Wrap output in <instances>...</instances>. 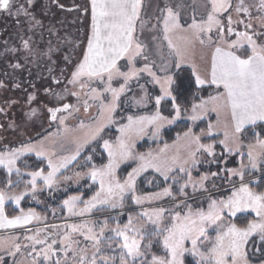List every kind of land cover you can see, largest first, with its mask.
<instances>
[{
	"label": "snow or ice",
	"instance_id": "1",
	"mask_svg": "<svg viewBox=\"0 0 264 264\" xmlns=\"http://www.w3.org/2000/svg\"><path fill=\"white\" fill-rule=\"evenodd\" d=\"M208 2L210 10L206 12V19L197 21L193 18L186 28L181 25L178 12H175L171 7L162 9L161 11L165 13L162 17L163 39L167 41L168 47L176 52L178 59L174 67L179 69L184 63V56L181 49L173 43L170 34L177 31L190 33L192 39L201 45H205L204 37H207L208 45L213 47L211 69L209 78H205L193 66L192 75L196 88L199 89L206 83L215 85L217 88L222 86L224 91L210 97L209 100L213 103L219 102L218 107H214L213 111H218V108L230 110L234 127L231 136L233 144L238 148L240 136L251 126L253 135L256 137V144L264 149V138H261L264 135V43L257 42L258 39L264 37V33L251 31L252 24L242 18L243 14L251 19V8L256 7L262 14L257 18L264 21V0H258V3L254 5L246 4L245 0H237L235 6L232 0H208ZM53 5L59 10L77 13V20L82 27L84 21H88L86 31H82V38L77 37L69 40L66 37H61L59 29L54 25L46 27L45 19L52 11ZM142 7L143 0H83L82 3H74L71 7H66L61 0H0V13L16 18L19 29L20 46L5 49L16 58V62L9 63L8 66L14 70H22L26 64H36L41 58H46L47 71L54 84L60 85L63 80H66L67 84L78 85L81 90L88 89L84 94L89 99L99 100L101 116L106 114L105 120L98 122L97 126L91 130V139L94 140L100 136L107 124L114 123L113 114L120 106L121 96L132 90L133 82L144 92V95L139 99L133 98L137 105L145 104L148 101L147 83L160 87L161 94L154 98L156 106L154 115L139 117L129 115L127 124L122 125L119 129L121 136L115 145L108 140H103V148L108 154V163L101 168L93 167L88 173L94 182L99 181V191L90 200L84 201L85 206L79 210L76 205L81 200L80 196H72L64 200L63 205L70 215H83L96 208L97 205H109L111 208L122 206L124 193H135L137 177L148 168L155 169L165 180L169 179V173L173 171L171 165L166 161H161L159 157L153 156L152 153H148L147 156L134 157L131 151L133 136L142 135L146 126L154 125L158 129L161 122L172 123L173 120L180 118L181 107L177 98L184 87L183 82L179 80L176 73L170 70L168 65L162 64L159 67V72L163 75H158L157 71L153 70L155 62L149 63L148 57L144 55L145 45L137 36L138 23L141 30L145 23L141 20ZM225 13L228 15L225 16ZM233 13L237 17L235 20ZM21 17L23 19H20ZM58 23L62 24V21H58ZM234 24H243L244 31H238L233 27ZM214 30L215 40L212 36ZM232 36H235V39H228ZM53 38L55 43H53ZM43 45H46V49ZM245 46L250 48L251 54H237V50L244 49ZM77 49H80L78 54ZM141 56L145 63L142 67H137V58ZM57 59H62L64 67L60 68L58 76H54L52 75L53 66L59 67ZM122 60L125 61L124 64H121ZM144 74L150 80L139 83ZM4 75L8 76L9 74L5 72ZM29 75H31V71H29ZM27 83L33 92H27L20 82L14 83L13 87L22 89L27 94V103L31 104L37 101V94L40 90L32 81H27ZM93 84L98 86L93 87ZM114 84L118 86H114ZM7 88L8 84L5 80H0V89ZM64 91L68 92L69 90L65 87ZM43 93L62 99L61 94L55 93L50 86L43 88ZM105 94H109L111 97L107 103L103 99ZM70 95L79 98L80 92L71 91ZM165 99L171 101V107L175 113L172 119L163 116L160 112L161 102ZM208 102L202 100L199 104L194 103L191 108L192 115L189 118L193 121L199 119L200 113L206 111ZM6 103L11 106L19 101L12 100L6 101ZM83 104L84 110L87 111L88 100H84ZM43 107L50 120L58 121L60 125L65 124L68 116L72 114L70 109L73 108L67 103L56 107H49L45 104ZM4 111L5 109L0 107V113ZM61 113L68 115H61ZM36 114L37 109L33 108L27 115L31 118ZM14 125L15 122H12L9 127H14ZM257 126L261 127L259 133L255 131ZM81 127L84 125L81 124ZM212 127L209 124V135H211ZM64 130L68 131L67 128ZM224 135L225 139L220 143L225 152L231 154L235 149L228 142L229 133L225 132ZM184 137H191L195 148L190 150L189 160H185L179 166V172L185 173L188 178L187 182L179 189L181 195H187L185 188L189 183L194 191H208L206 182L211 178L219 177L220 172L223 171H226L229 176H239L241 181L239 188L233 190L226 199H212L207 212L203 210L193 212L190 207L184 215H181L179 211L175 212L171 215L170 225L164 227H161V223L165 218V213L169 210L163 207L144 210L137 217L129 215L127 223L121 225L117 222L115 227L109 229L114 235L108 237L104 236L105 229L109 228L107 221L100 227L99 233L87 225L72 224L68 226L71 232L87 228V233L81 231V234L93 242L95 249L90 258L86 254L87 250L81 249L76 254L78 259L75 264H185V257L189 255L196 258L195 264H252L247 251L250 239L259 235L260 242L264 243V192L253 191L248 183L243 182V170L247 167L243 163L239 169L222 168L219 172L210 171L201 175L198 180H194L190 168H186L184 165L189 162L192 167L198 165L200 161L196 158L197 153L204 152L208 157H211L212 159L208 161L210 164H219L223 154L218 158L215 145L201 143V137L193 135L191 129L184 133ZM252 147L249 145V162L252 169H258V158L253 154ZM33 152L37 157H47L50 169L47 174L43 169L27 173L31 177L28 182L30 190L35 193L37 179H42L44 185L51 188L56 183L59 170L66 167L71 160L76 159L79 148L76 155L63 158L59 163L53 162L43 147V141L38 144H23L21 147L0 151V166L6 169L8 174L6 187L13 186L14 182L11 179L13 172L18 177L22 175L20 167L17 166L20 158ZM132 158L139 159L140 164L137 168H133L128 173L127 179L121 183L116 178V169L121 162ZM88 159L91 160V157ZM172 163L175 164L176 161L173 160ZM80 175L79 172L76 173V176ZM65 179H70V177H65ZM26 195H28L27 189L13 195L0 190V228L22 227L34 219H40V216L32 210L24 212L23 209H20V215L11 218L5 214L6 200H13L16 205H19ZM171 195V189L164 188L162 193H156L147 198L133 195V202L139 205L145 199H159L162 196ZM249 211L255 214L256 219L248 221L246 226L240 227L235 223L223 224L225 214L229 217H236L237 213ZM141 220L151 223L154 226L153 230L148 231L145 223H139ZM209 226H216V238L214 241L207 242V245L210 246H205L201 238L206 235V229ZM101 238L108 241L109 249L113 247V243L116 244L119 249L118 257L102 254ZM26 239L32 242V251L36 253L33 257V264H39L41 256L47 264H62L60 259L53 260L58 251L54 247L57 241L52 240L51 243H48L47 237L39 238V230L35 235L28 236ZM60 243L64 245L61 250L67 258L68 252L72 250L71 245L74 243L70 233H66ZM156 244L162 245L164 255H157L152 251ZM36 245H44V247L37 250ZM14 247L17 252L20 250L19 244H15ZM256 251L264 253V249L257 248ZM12 254L14 255V253ZM0 264H5L2 257H0ZM259 264H264V258L259 260Z\"/></svg>",
	"mask_w": 264,
	"mask_h": 264
},
{
	"label": "rangeland",
	"instance_id": "2",
	"mask_svg": "<svg viewBox=\"0 0 264 264\" xmlns=\"http://www.w3.org/2000/svg\"><path fill=\"white\" fill-rule=\"evenodd\" d=\"M173 2L175 4H179V6L175 5ZM186 2H188V0H182L181 2L179 0H143V7L141 10V20L144 21L145 23L142 30L138 23L137 36L139 37L141 42L145 45L144 55L148 57V62L149 63L153 61L155 62V67L153 70L157 71L158 75H163V73L159 72V67L162 64L168 65L172 72L176 71L174 65L178 59L176 52L173 49H170L168 47L167 41L163 39L164 33H163L162 17L165 13L162 12L161 10L164 9L165 7H171L175 12H178L180 16V23L185 28L187 27L188 24L192 22L193 18H195L197 21L201 19H206V12L210 10V5L208 0H202V2L201 1L199 2L198 0H194L193 6L188 5V8L187 7L182 8L180 4ZM232 3L235 6L237 0H232ZM245 3L249 5H254L258 3V0H245ZM77 15H78L77 13H74L72 15H69L67 13H62L60 14V17L58 19V21H62V24L58 23L57 25L56 22L53 23L51 21L52 23L50 22V24L48 25L45 24V25L46 27H50L54 25L57 29H59V35L61 37H66L69 40L76 39L77 37L82 38V31H86V25L88 21L86 20L85 26L82 27L79 20H77ZM224 15L227 16L228 13H225ZM261 15L262 14L257 10L256 7H252L251 19H249L247 16H243V14H242V18H244L246 22L252 24L253 28L251 31H255L256 33H264V26H262L264 25V21H261L260 19L257 18ZM233 19L234 20L237 19L235 13H233ZM225 23H227L226 20ZM233 27H235L238 31H244L243 24L240 25L234 24ZM18 32H19L18 27L17 29H13L12 31L13 41L16 42L15 44L11 45V48L20 46ZM45 35L47 37V33ZM212 36L213 39L215 40L216 39L215 30L213 31ZM170 37L173 40V43L176 44L183 53L184 63L181 64L182 67H187L193 70V66H195L196 69L198 68L203 69L209 66L208 63L209 61H211L210 60L211 56H209L210 54L209 52H206L207 50L206 51L204 50L208 48L210 49L208 51L212 52L213 47L208 45L206 36L204 37L206 40L205 45H201L199 44L198 41L192 39L190 33H182L177 31L175 33L170 34ZM228 39H235V36L228 37ZM55 42L56 41L53 38V43ZM257 42L264 43V37L258 39ZM6 44H4V47L8 46ZM43 47H45L46 49V45H43ZM244 49H248L251 54L250 48L245 46ZM244 49H238L237 54L242 53V50ZM4 50L5 49L0 50V61L5 63L7 66L4 67V70L1 73L2 75H0V80H5V82L8 84L7 89L10 88L11 90L24 93L22 89H15L13 87L14 83L20 82L23 84V88H26L27 92L30 93L33 92V89L29 87L27 81H32L37 85V88L40 90L37 94L38 96L37 101H34L31 104L27 103L26 93L24 96L19 95L17 97L14 96V94L12 93L14 98L18 99V101L20 102L21 100H23V102L26 101V107L17 110V112L14 114L13 120H11L10 117H8V115L6 114L7 117L9 118V124L12 121H15L16 122L15 126L16 125L19 126L18 129L26 128L29 129L31 132H37L36 134H40L42 131L49 129L56 124L58 129H55V131L45 136L44 138L40 139L39 141L32 143V144H38V142L43 141V147L45 151L51 156L54 163H59L63 158H68L73 155H76L77 149L79 148V154L76 155V159L71 160L66 167L61 168L59 170V172L57 173L56 183L53 184L51 188L45 186L43 180L38 178L37 191L35 193H32L30 190V185L28 183L31 180V177L27 175L26 172H21L22 175L16 179L17 182L15 183L17 184L19 182L18 186L23 187V189L20 192L25 191L26 189L28 190V195H26L23 199L29 197L31 199L30 202L31 205H36L41 210H46L49 206V202L54 201V199L52 198L53 195L55 193H59L60 191L72 190L77 187H80L79 189H83L84 187H86V184L88 188L95 187L96 192L99 191V181L97 180L94 182L91 179L90 175H88V173L91 170L90 171L84 170V172L83 171L79 172L81 175L78 177L76 176V173H78L77 172L78 168H75L71 171L70 169L82 156L85 148L91 145L95 140H97L105 130H111L112 132H115V134H113L112 136V139L109 141L111 144L115 145L118 141V138L121 136V133L119 131L120 127L122 125L127 124L128 122L127 117L129 115L135 117L133 113H130L128 115L124 114L119 117H117L114 113L113 114L114 123L107 124L106 127L104 128V131L100 134V136H98L96 139L93 140L91 139L90 136L91 130L97 126L98 122L105 120L106 117V114L105 116H101L100 101L89 99L88 96L84 94L85 92L88 91V89L81 90L78 85L73 86L67 84L66 80H63V83L60 85L54 84L48 74V71L46 70L48 66L46 58H41L40 60L37 61L36 64H26L24 69L22 70H14L10 68L8 66L9 63H15L16 58L13 56L11 52L6 53ZM65 51H67V48H65ZM79 51L80 49H77V54L79 53ZM9 57L11 58L10 62L8 60ZM21 63H23V61H21ZM124 63L125 61L122 60L121 64ZM144 63L145 61L143 59V56L137 58L136 61L137 67H142ZM57 64L59 65V68L64 67L62 59H57ZM29 71H31V75H29ZM5 72H7L9 75L5 76L4 75ZM44 73L45 75H43ZM58 75L59 73H55L54 76H58ZM148 80H150V78L146 74H144L141 80L139 81V83H145ZM206 84L202 87L209 86ZM49 86L53 89L55 93H60L62 99H59L54 95H45L43 93V88ZM97 86L98 85L93 84V87H97ZM114 86H118V85L114 84ZM132 86H135V93L131 94L132 95L130 98L131 108L135 110L145 109L150 106L149 105L150 103L148 102L149 99H152L154 104V110L152 112H147V115L145 116L154 115L156 111L154 98L155 96H157V94L154 93L155 92L154 89H156L158 94L160 95L161 94L160 87L158 85L147 83L146 90L148 93V101L145 104L137 105L134 103L133 98L139 99L141 96L144 95V92L137 86L135 82H133ZM65 87H67V89L69 90L68 92L64 91ZM212 87L217 88L216 86H212ZM218 89L219 92H217V94L221 93V89L220 88ZM71 91L80 92L79 98L70 95ZM128 93L122 95L121 98L123 97L125 98V96ZM9 95H11V93ZM13 96H8V98H11ZM6 97L7 96L5 89H0V107L5 109L3 113H0V125H2L3 122L1 116L3 114L5 115V113H8V109H9L8 108L9 104L5 103L6 100H4V98L7 99ZM103 99L104 102L107 103L110 101L111 97L109 94H105ZM84 100H88L89 108L87 111L84 110V104H83ZM165 101H170V100L165 99L161 102L160 112L163 116L172 119V117L175 115L174 110L172 108V110L170 111L167 107H165L164 105ZM203 101H209V102L206 105V111L200 113L199 119L193 121L189 118L192 115L191 112L192 107L187 110L181 109L180 118L173 120L172 123H167L166 121L161 122L158 129L154 125H148L145 127V131L142 135L133 136L132 148H131L133 156L134 157H138L139 155L147 156L148 153H152L153 156L159 157L161 161H166L173 168V171L169 173L168 180H165L164 177L161 176L159 172L155 171V169L148 168L146 171L142 172L137 177L135 193L134 194L132 192L124 193L122 206L111 208L109 205H97L96 208H93L90 212H86L83 215H70L68 213V210L62 204L60 208L61 211L64 213V216L63 218L56 219L55 221L54 220L48 221L45 215H41L37 213L40 216V219L38 220L34 219L31 221V223L24 225L22 227H18L14 231L0 232V257L3 258V262H5V264H33V257L36 255V253L32 251V242L27 240L26 237L35 235L36 232L39 230V238L44 239L45 237H47L48 243H51L52 240L57 241V244L54 245V247L57 248L58 251H57V255L53 257V260L60 259L62 261V264H75L76 260L78 259V256L76 254L79 253L81 249L87 250L86 254L89 258L91 257V254L95 249L93 248V242L91 240L86 239L84 234H81V231L86 234L87 228H84L78 232H71V229L68 226L72 224L78 226L87 225L88 227H92L96 233H99L100 227L103 225L105 221H107L109 228L105 229L104 236L108 237L114 235L113 233L110 232L109 229L115 227L117 222H119L121 225L127 223L129 215L133 217H137L144 210L163 207L169 210L165 213V218L161 223V227H164L166 225H170L171 215L177 211H179L181 215H184L188 212L190 207L193 212H196L198 210H203L207 212L209 203L211 202L212 199L220 200V199H226L228 196H230L233 190L239 188L241 181L239 176H229V174L226 171L220 172L219 177L211 178L209 181L206 182V187L208 191L206 192L202 190L194 191L192 185L189 183L188 187L185 188V192L187 195L180 194L179 189L181 185L187 182L188 178L185 173L179 172V166L185 160H189V152L190 150L195 148V145L192 144L191 142V137L186 138L184 137L183 134L180 137H178L174 143L167 145V147L163 146L160 148H155L144 154H139L136 151L138 144L144 141H149V142L158 141L160 139L161 133L164 130L172 127L174 124H176L179 121H188L191 125V133L193 135L200 136L201 143L214 144L218 158H220L221 154H223L221 158V162L219 164H210L208 163V161L212 159L211 157H208L207 154L204 152L197 153L196 158L197 160L200 161L198 165L192 167L190 162L189 164L184 165L186 168H190L194 180H198L201 175L208 173L210 171L219 172L220 169L222 168L239 169L241 163L247 166L243 170L244 176L247 173L257 171L260 169L261 166H264V155H262V153H264V149H261L259 145H257L256 143L252 144L253 147L251 150L253 151V154L258 158V164H259L258 169H252L248 158V152L250 151L249 145L243 144L241 138L239 140L238 148L236 145L233 144V141L231 140V136L234 131V127H233V121L230 110L227 108H218V111H213L212 109L214 107H218L219 102L213 103L209 100V98ZM20 102L19 105L23 103ZM64 103L73 106V108L70 109L72 114L68 116V119L65 121L64 125H60L58 121H51L46 110L44 111L37 110V114L35 117L29 118V116L27 115L28 113H30V110L32 108L29 106L34 105L35 107L36 106L42 107L43 105L47 104L50 107H56V106H61ZM76 109H79V111H76ZM61 115H68V114L61 113ZM211 119H213L212 123L209 122ZM203 121L207 123L206 129L204 131L199 132L198 134L197 133L195 134L194 129L196 128V126L200 124V122ZM9 124L5 125L4 128L0 127V149H5V150L11 149L15 143H13L12 139H10V136L13 137L14 135L17 136V134H19V133L17 134L11 133L9 130L11 128L9 127ZM81 124H83L84 127H81ZM209 124L213 126L211 135L208 134ZM65 128H67L68 131H65L64 130ZM225 132L229 133L230 139L228 142L235 149L231 154L225 152L223 145L220 143V141L225 139V135H224ZM213 138L215 140H218V142L215 143L211 141L213 140ZM24 140L25 139H23L22 137L16 141L23 142ZM85 141H87V143H85ZM216 144H219V146L221 147V151L217 150ZM102 149L105 152L107 158L106 161L107 164L108 154L107 151L103 148V146ZM25 156L37 157L34 152L27 153ZM25 156H22L20 159H22ZM233 156H235L236 158L233 159ZM37 158L45 161L46 167L48 171H50L47 164V157H37ZM86 160L87 162H90L88 158ZM173 160L176 161L175 164L172 163ZM139 164L140 161L137 158H132L121 162L119 167L116 169V178L121 183H123L124 180L127 179L128 173H130L133 170V168H137ZM4 170L7 172L6 169ZM67 171L68 174H66ZM121 172L125 175L124 179H121V177L124 176L122 175ZM15 174L16 173L13 172L11 175H15ZM23 177H27L26 182L21 181ZM65 177H70V179H65ZM149 177L150 180L147 185L148 188L147 190H143V188H140L141 181L143 179L144 180L148 179ZM257 179L258 177L251 178L250 180L244 179L243 182L248 183L250 186L251 184H254L257 181ZM160 182L161 183L167 182V186L160 184ZM164 188H170L172 191V195L162 196L159 199H151V200L145 199L144 202L139 205L133 202V195L147 198L153 196L156 193H162ZM5 192H7L9 195L20 193V192L15 193L11 191H5ZM80 197L81 200L77 202L76 205L77 210L85 206L83 196ZM195 201H197V203L193 204V202ZM6 204H12L15 207L19 206L16 205V203L10 199L5 201V205ZM193 206H197L198 208L193 209ZM117 214H119V216ZM246 214H252L255 217V214L252 213L251 211L245 213H237V216L246 215ZM228 218L233 219L235 217H229L227 214H225L223 219L224 225L230 223L228 220H226ZM139 223H145L148 231L150 230L152 231L154 228V226L151 223H147L144 220H141ZM212 231L214 232L213 238L210 236V233ZM216 231H217L216 226L207 227L206 235L201 238V241L204 240L202 243H204L205 246H210L207 245L208 241L215 240ZM66 233H70L71 240L74 241V243H72L71 245L72 250L68 252L67 258H65L64 252L61 250L63 249L64 245L60 243L63 240V237ZM255 236H259V235H255ZM101 239H102V245H101L102 254L110 255V252H113L115 250L119 251L115 243H113V247L115 248L113 249L112 247L111 249H109L107 247L108 241L104 238ZM15 244L20 245V250L18 252L14 247ZM188 246L190 247V244ZM35 247L37 250H39L42 247H44V245H36ZM12 253H14V255ZM39 264H47V262L43 261L42 256L40 257Z\"/></svg>",
	"mask_w": 264,
	"mask_h": 264
},
{
	"label": "trees",
	"instance_id": "3",
	"mask_svg": "<svg viewBox=\"0 0 264 264\" xmlns=\"http://www.w3.org/2000/svg\"><path fill=\"white\" fill-rule=\"evenodd\" d=\"M194 0H188V2H186V4L190 5H194L193 4ZM199 2L202 0H198ZM196 6V5H195ZM240 54H248L250 55V52L248 49H244L242 50V53ZM174 73L177 74V76L179 77V80L183 82L184 87L181 89L178 98H177V102L180 104L181 109H190L192 107V105L195 103H200L202 100H206L214 95L217 94V92H219L218 88L212 87V86H205V87H201L199 89L196 88L195 83H194V77L192 75V70L187 68V67H181L179 69H176V71H174ZM190 84V86H189ZM155 90V94L159 95L157 90ZM6 91V98H4V100L6 101H12V100H17L15 99L14 96H19V95H25V92H19V91H15V90H11L9 89H5ZM8 93V94H7ZM11 93V95H9ZM12 93L14 94V96L12 95ZM135 93V86H132V90L125 96V98H121L120 100V106L119 108L116 110L115 115L117 117L124 115V114H130L133 113V115L135 117H139V116H145L147 115V112H152L154 110V104L152 99H149V107L145 108V109H132L131 105H130V101H131V94ZM8 96H13L11 98H8ZM44 96V95H43ZM24 99V98H23ZM5 101V103H6ZM3 102V101H1ZM20 102V101H19ZM21 102H23V100H21ZM20 102V103H21ZM165 107H167L170 111L172 110L171 107V101H165L164 102ZM8 104V103H7ZM33 105V104H32ZM34 106V105H33ZM29 106L32 107L31 109L35 108L37 110H41L44 111V107H39V106ZM26 107V101H24L23 103H21V105H19V103L17 104H12L11 106H8V113H5V115L7 114L8 117H10L11 120L14 119V114L17 112V110H20V108H25ZM50 107V106H49ZM131 108V109H130ZM31 111V110H30ZM4 114L1 116V119H3L2 125L4 128L5 125L9 124V118L7 117V115L5 116ZM20 115V114H18ZM35 117V116H33ZM19 118V117H18ZM15 122V121H12ZM11 122V123H12ZM210 123L213 122V119H211L209 121ZM10 123V124H11ZM16 124V122H15ZM206 122H200V124L198 126H196V128L194 129L195 134L204 131L206 129ZM17 126V125H16ZM14 125V127H11L9 130L11 133H19L16 135H14L13 137L10 136V139H12L13 143H15L12 148H17V147H21L23 144H29V143H35L37 141H39L40 139L44 138L45 136L51 134L53 131H55V129H58L56 124L49 128L46 129L44 131H42L40 134H36L37 132H31L29 129L26 128H20L18 129L19 126L16 127ZM8 128V127H7ZM189 129H191V125L188 121H179L176 124H174L172 127L164 130L161 133L160 139L158 141H153V142H149V141H144L140 144H138L136 151L139 154H144L147 153L155 148H160L166 145H170L172 143H174L178 137H180L181 135H183L185 132H188ZM255 131L257 133L261 132V127L257 126L255 128ZM113 134H115V132H112L111 130H105L101 136L95 140L91 145H89L88 147L85 148L82 156L79 158V160L72 166V168L70 169L73 170L75 168H78L77 172H81L84 170L85 171H90L93 167L98 168V167H102L106 164L107 158L105 155V152L102 149L103 146V140H108L110 141L112 139ZM25 139L23 142H18L16 140H18L19 138ZM241 141L243 144L245 145H252L256 143V137L253 135V130L251 127L247 128V130L240 136ZM261 138H264V135L261 136ZM5 139V137H4ZM213 142H218V140H215L213 138V140H211ZM216 148L218 151H221V147L219 146V144H216ZM5 149H0V151H4ZM91 157L90 162H87V158ZM236 158L235 156H233V159ZM235 162V161H233ZM17 166L20 167L21 172H32V171H37L40 169L44 170V173L46 174L48 172V169L46 167V163L45 161L38 159L35 156H25L22 159H20L17 163ZM127 172V171H126ZM122 173V172H121ZM66 174H68V171L66 172ZM122 175H124L122 173ZM7 172L0 167V190H4V191H11V192H15V193H19L23 187H19L18 183L16 184L15 182L16 179L18 178V176L15 175H11V179L12 181L15 183H13V186L8 188L6 187V179H7ZM20 177V176H19ZM125 175L123 177H121V179H124ZM258 177L257 181L254 184H251L250 187L253 189V191L256 192H264V166H261L259 170L254 171V172H250L247 173L244 176L245 180H250L251 178H255ZM150 180V177L148 179H143L141 181V185L140 188H143V190H147V185L148 182ZM22 182H26L27 181V177H23L21 179ZM160 184L167 186V182L166 183H161ZM222 185V183H221ZM218 185V186H221ZM142 186V187H141ZM80 187H77L75 189L72 190H64V191H60L59 193H55L53 195V202H49V206L46 210H41L38 206L36 205H31V199L29 197H26L25 199H23L21 201V203L19 204L18 207L13 206L12 204H6L4 206V210H5V214L11 218L13 216L16 215H20V209H23L24 212H28L29 210H32L38 214L41 215H45L47 217L48 221H52V220H56V219H60L63 218L64 213L61 211L60 206L63 204V201L68 199L69 197L72 196H83V200L87 201L89 200L95 193H96V188L95 187H90L88 188L87 184L86 187H84L83 189H79ZM197 201L193 202V204H196ZM197 206H193V209H197ZM119 216V214H117ZM255 217L252 214H246V215H240L237 216L233 219H226L228 220L230 223H235L237 224V226L243 227L246 226L247 222L250 220H254ZM151 231V230H150ZM214 232L212 231L210 233V236L213 238ZM204 241V240H203ZM202 241V242H203ZM115 247H113L114 249ZM260 248V249H264V243L260 242L259 236H255L251 239V241L249 242L248 246H247V251H248V256L249 259L252 261V264H259V260L261 258H264V253L262 252H257L256 249ZM152 251L157 254V255H164V251L161 247V245L156 244ZM110 255H115L118 257L119 255V251L115 250L113 252H110ZM185 264H195V258H193L192 256H186L185 257Z\"/></svg>",
	"mask_w": 264,
	"mask_h": 264
},
{
	"label": "flooded vegetation",
	"instance_id": "4",
	"mask_svg": "<svg viewBox=\"0 0 264 264\" xmlns=\"http://www.w3.org/2000/svg\"><path fill=\"white\" fill-rule=\"evenodd\" d=\"M61 2L64 3L66 7H71L74 3H82L83 0H61ZM62 13H67L69 15L74 14V12H67V11L59 10L53 5L52 11L49 13V16L45 19V24L48 25L52 21L53 23L56 22L58 25V19L60 17V14ZM20 19H23V18L21 17ZM85 24H86V20L84 21L83 26H85ZM13 29H17L16 18L0 13V50L6 49V48L10 49L11 45L15 44L16 41L14 42L12 38ZM5 41H7V44L5 43ZM4 44L8 46L5 45L6 47H4ZM5 52L8 53V51H5ZM8 60L10 62L11 58L9 57ZM6 66L7 65L5 63L0 61V75H2L1 73L4 70V67ZM53 68H54V71L52 75H55V73L60 72L59 67L53 66ZM43 75H45V73Z\"/></svg>",
	"mask_w": 264,
	"mask_h": 264
},
{
	"label": "crops",
	"instance_id": "5",
	"mask_svg": "<svg viewBox=\"0 0 264 264\" xmlns=\"http://www.w3.org/2000/svg\"><path fill=\"white\" fill-rule=\"evenodd\" d=\"M180 2L182 1V0H179ZM174 3V2H173ZM175 4V3H174ZM175 5H178L179 6V4H175ZM181 5V7L183 8V7H187L188 8V4H186V3H183V4H180ZM207 50V51H206ZM208 50H210V49H208V48H206L204 51H206V52H209L210 54H209V56H211V54H212V52L211 51H208ZM210 60H211V58H210ZM209 66H207V68H203V69H200V68H198V69H196L197 71H199L200 72V74H202V76H204L205 78H209V73H210V69H211V61H209ZM182 67V66H181ZM180 67V68H181ZM193 71V70H192ZM206 85H211V84H206ZM212 86H215V85H212ZM220 89H221V93L224 91V89H223V87L221 86V87H219ZM249 127H251V126H249ZM5 206V205H4ZM18 227H16V228H10V227H5V228H0V232H2V231H14V230H16Z\"/></svg>",
	"mask_w": 264,
	"mask_h": 264
}]
</instances>
